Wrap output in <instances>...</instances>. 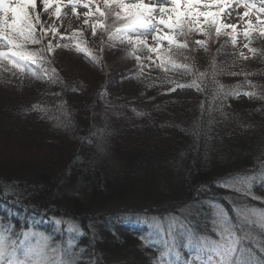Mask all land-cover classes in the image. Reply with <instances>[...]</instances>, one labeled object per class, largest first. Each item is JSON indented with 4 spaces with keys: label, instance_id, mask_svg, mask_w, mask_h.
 I'll return each instance as SVG.
<instances>
[{
    "label": "trees",
    "instance_id": "obj_1",
    "mask_svg": "<svg viewBox=\"0 0 264 264\" xmlns=\"http://www.w3.org/2000/svg\"><path fill=\"white\" fill-rule=\"evenodd\" d=\"M101 38L107 34L87 40L98 63L72 49L55 50L47 67L57 70V83L31 77L22 85L12 71L0 70V225H10L17 236L43 231L66 247L69 234L54 221L70 220L82 230L71 249L78 264H154L159 251L148 227L153 217L171 218L190 207L193 219L181 222L210 236L209 201L230 215L233 203L264 209L259 176L252 189L259 199L223 186L228 177L264 169V37L253 33L248 42L256 52L247 59L223 35L209 40L207 52L189 41L188 59L177 56V62L206 72V90L172 92L170 80L188 84L193 77L164 72L147 60L141 73L128 55L130 45H101ZM112 49L123 66L103 64L104 51ZM213 59L224 86L219 95ZM146 180L152 192L138 196ZM245 246L264 261V238L257 235ZM178 250L189 260L188 249Z\"/></svg>",
    "mask_w": 264,
    "mask_h": 264
},
{
    "label": "snow or ice",
    "instance_id": "obj_2",
    "mask_svg": "<svg viewBox=\"0 0 264 264\" xmlns=\"http://www.w3.org/2000/svg\"><path fill=\"white\" fill-rule=\"evenodd\" d=\"M41 2L46 12L54 7L55 19H61V0ZM258 2L259 6L256 0H158L157 3H146L145 0H135L133 3L127 0H68V5L72 8L73 15L77 16L78 7L88 9L84 13L83 25L90 28L93 37L98 32L107 34V40L101 38V45H130L128 55L139 63L141 73L145 67L143 61L147 60L149 66L154 65L164 72L183 70L193 77L188 84L170 80L169 83L174 84V87L168 91L172 92L183 88L206 90L204 84L207 73L199 71L193 64L178 63L176 59L190 51L189 37L192 34L205 37L194 42L205 52L208 51V41L221 35L226 36L235 48L237 37L241 34L238 31L241 23L244 25L242 35L249 42L255 32L264 37V0ZM36 3L37 0H0V70L21 75L27 73L36 79L57 83V70L47 67L57 48L72 49L88 56L93 62H99L87 46L83 30L61 33L55 23L45 27L39 14L33 15ZM241 6L244 11L237 14V22L226 23L225 18L231 15V9ZM30 9L33 11L30 12ZM251 16H255L256 24ZM110 20L112 23H109ZM49 34L59 37V41L68 42L58 41L54 45L49 39L44 45L43 41ZM149 35L153 44L148 43ZM33 45L39 47L34 48ZM245 47L249 45L246 44ZM103 50L101 47L100 51ZM141 51H146L148 55L143 58L137 55ZM249 51L253 54L256 52L250 47ZM239 55L247 59L243 52ZM184 59L188 57L184 56ZM211 63L212 81L216 86V94L219 95L224 91V86L216 80V61L213 59ZM243 94L249 97L256 95L255 92ZM32 107L34 110L46 111L39 105ZM257 176L264 181V169L251 175L228 177L223 181V186L242 196L259 199L252 193ZM208 203L212 208L216 238L199 233L190 222L177 224L176 217L152 218L148 227L159 251L154 264H193L192 260L182 258L178 250L181 247L188 249L190 254L194 253L198 264H264L245 246V241H253L257 235L264 238V209L233 203L234 215H230L223 205L213 201ZM54 223L63 226L64 231L69 234L66 247L63 242L53 243L51 234L43 231L28 229L17 236L10 225H0V264H78L71 249L76 247V240L82 230L70 220L56 219ZM260 250L264 252V247Z\"/></svg>",
    "mask_w": 264,
    "mask_h": 264
},
{
    "label": "rangeland",
    "instance_id": "obj_3",
    "mask_svg": "<svg viewBox=\"0 0 264 264\" xmlns=\"http://www.w3.org/2000/svg\"><path fill=\"white\" fill-rule=\"evenodd\" d=\"M81 2H83V0H81ZM127 2L133 3V2H135V0H127ZM145 2L146 3H157L158 0H145ZM256 2L258 4V6H259L258 0H256ZM61 5H62V17H61L60 20L55 19L54 15H53L54 11H55L54 7H50L47 12L44 10V6H43L41 0H37L36 8H35V10L33 12V15L38 13L39 16H40V19H41V21H43L45 27H48V26H50V25L55 23V25L59 28V31L61 33H71L75 29H81L84 32V38L86 40H89L91 35H92L91 30L87 26L83 25V20L85 18L84 17V13L86 11H88V9H86V8H84L82 6L78 7L77 8V12H78L79 15L77 16V15H73L72 8L68 5V0H61ZM31 11H33V10L30 9V12ZM243 11H244V8L242 6L241 7H233L231 9V15L227 16L225 18V22L226 23H236L237 22V19H236L237 18V14L238 13H242ZM251 19H252L254 24L257 23L255 16H251ZM111 22L112 21L110 20L109 23H111ZM116 26H119V25L117 24ZM37 27H39V26H37ZM243 28H244V25H243V23H241L240 26H239V29H238V31L241 34L237 37V44H236L235 49L239 53L243 52L244 56H252V52L249 51V47H251V45L249 44L248 40H246L244 38V36L242 35ZM49 39L52 40V43L54 45L59 41V37H53V36H51V34H49V36L46 37L44 39V41H43L44 45L47 44ZM203 39H205V37H203L202 35H198V37L196 39L193 38V40L191 39L189 41L192 43V42H195L196 40H203ZM147 40H148L149 44H153L151 35H149L147 37ZM256 40L258 42H260V38L259 37H256ZM59 42L60 43H67L68 41H59ZM209 42L210 41H208V43ZM246 44H248L249 47H245ZM189 46H190V44H189ZM32 47L35 48V47H39V46L33 45ZM63 53L65 55V58L67 56H71L70 54H68L70 52L62 51L61 55ZM153 59L155 60V55L154 54H153ZM71 60H72V58H71ZM71 60L69 59V61H71ZM102 60H104L103 64L105 63L104 65L107 68H109V65L123 66V62H121L122 57L120 55V52L119 51L114 52L113 49L110 50V51H107V52L104 51L103 56H102ZM71 62L75 63V61H71ZM156 62L158 63V61H156ZM67 65H70V62H67ZM84 69H86V68H84ZM77 70L81 71L80 68H77ZM15 77L18 79L20 84L25 85V84H27L30 81L29 78H31L32 76L27 74V73H25L24 75H21L19 73H15ZM39 131L44 133L41 136H43V135L45 137L47 136V132H45L46 131L45 128H43L42 130H39ZM31 133H32L31 135L34 138H36V137L40 138L39 142H41L40 144L42 145L43 144L42 142H44V140L40 136L38 130L35 131L33 129V131H31ZM215 160H217V159L215 158ZM114 163L115 162L113 160V164ZM135 187H139V184H136ZM151 189H153V186L150 185L148 180H146V182L141 183L140 184V188L137 189V191H139L138 192V196H143L144 195V192H143L144 190H148V192L151 193L152 192ZM150 193H148V194H150ZM255 208H258V207H255ZM201 209L202 208H198V211H201ZM258 209H260V208H258ZM180 213L181 214L173 216V217H176V223L177 224H179L182 220H185V219H188V218L193 219L194 211L191 210L190 207H186L185 209L181 210ZM210 237L216 238L215 234L210 235ZM194 256H195V254L193 253L191 255V257L189 258V260H192L193 264H198V262L195 261Z\"/></svg>",
    "mask_w": 264,
    "mask_h": 264
}]
</instances>
